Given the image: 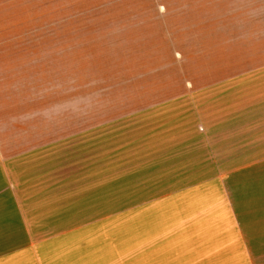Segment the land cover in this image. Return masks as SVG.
<instances>
[{
    "label": "crops",
    "instance_id": "0c3cea01",
    "mask_svg": "<svg viewBox=\"0 0 264 264\" xmlns=\"http://www.w3.org/2000/svg\"><path fill=\"white\" fill-rule=\"evenodd\" d=\"M12 108H0V264H112L129 245L130 264H264V204L256 215L239 166L224 169L236 156L222 126L148 106L47 138Z\"/></svg>",
    "mask_w": 264,
    "mask_h": 264
},
{
    "label": "rangeland",
    "instance_id": "374dc122",
    "mask_svg": "<svg viewBox=\"0 0 264 264\" xmlns=\"http://www.w3.org/2000/svg\"><path fill=\"white\" fill-rule=\"evenodd\" d=\"M6 90L15 96L10 112L43 123L47 138L55 126L85 137L92 123L148 106L222 126L236 156L223 158L224 169L239 166L240 198L262 216L264 0H0ZM10 102L0 99L2 118ZM87 108L94 121L85 120ZM248 143L255 154L238 155ZM129 246L112 264L133 258Z\"/></svg>",
    "mask_w": 264,
    "mask_h": 264
}]
</instances>
